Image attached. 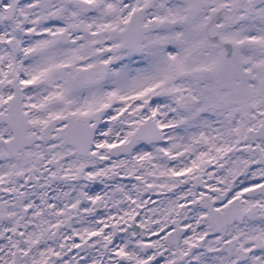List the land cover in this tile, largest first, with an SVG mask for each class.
<instances>
[{"label":"snow or ice","instance_id":"snow-or-ice-1","mask_svg":"<svg viewBox=\"0 0 264 264\" xmlns=\"http://www.w3.org/2000/svg\"><path fill=\"white\" fill-rule=\"evenodd\" d=\"M0 264H264V0H0Z\"/></svg>","mask_w":264,"mask_h":264},{"label":"flooded vegetation","instance_id":"flooded-vegetation-1","mask_svg":"<svg viewBox=\"0 0 264 264\" xmlns=\"http://www.w3.org/2000/svg\"><path fill=\"white\" fill-rule=\"evenodd\" d=\"M154 199H155V197H154Z\"/></svg>","mask_w":264,"mask_h":264}]
</instances>
